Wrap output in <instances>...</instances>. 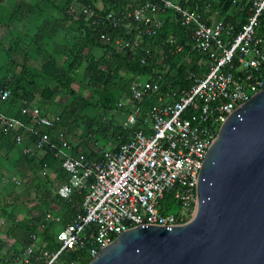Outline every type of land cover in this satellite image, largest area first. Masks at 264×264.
Returning a JSON list of instances; mask_svg holds the SVG:
<instances>
[{
    "label": "built area",
    "instance_id": "1",
    "mask_svg": "<svg viewBox=\"0 0 264 264\" xmlns=\"http://www.w3.org/2000/svg\"><path fill=\"white\" fill-rule=\"evenodd\" d=\"M68 6L69 14L78 10L79 17L93 28L107 19L126 33L134 28L139 39L125 47L143 50L140 63L148 66L150 73L133 79L126 99L131 108L122 125L124 140L103 150L99 160L72 152L66 141L58 140L53 120L39 107L22 105L18 112L25 119L0 110L3 133L11 134L16 143L33 139L36 149H46L60 160L67 181L60 183L54 194L65 201L74 193L83 194L80 211L54 232L57 248L46 249L44 243L39 253L35 244L25 248L34 259L30 264H81L83 258L90 261L113 237L131 227L186 223L195 207L198 172L219 128L231 112L264 87V0H252L244 7L247 14L240 24L226 21L203 0H141L134 11L121 17L105 16L77 0H70ZM161 10L170 11L189 36L184 45L174 39L162 44L170 45L172 53H181L189 45L202 55L196 61L198 70H187L185 82L191 84L176 89L165 83L167 73L158 70L167 65L162 46L139 45L145 37H157L159 26L149 15ZM100 37L109 39L104 33ZM167 67V72L175 71ZM10 97L8 88L0 90V103ZM152 98L154 103H150ZM127 101L120 100L118 106L123 109ZM167 193L178 209L162 214L160 202ZM52 207L54 211L47 212L44 220L58 224L61 215L55 212V205ZM32 238L34 243L39 241L36 235ZM65 255L77 258L66 259Z\"/></svg>",
    "mask_w": 264,
    "mask_h": 264
},
{
    "label": "rangeland",
    "instance_id": "2",
    "mask_svg": "<svg viewBox=\"0 0 264 264\" xmlns=\"http://www.w3.org/2000/svg\"><path fill=\"white\" fill-rule=\"evenodd\" d=\"M12 1L10 5L0 2V83L10 80L11 90V99L1 104L0 110L12 116L25 103L37 106L50 116L57 139L66 141L72 152H84L93 160L98 158L103 150L114 148L125 136L122 125L131 108L126 100L130 83L127 85L126 81L138 68L122 66L121 69L117 65L123 61L133 63V56L130 57L125 46L139 39L137 31L129 28L130 36L120 33L101 41L79 19L78 10L69 14V4L63 5L62 0L60 4H56V0H31L32 13H20ZM96 1L101 3L102 0ZM209 1L217 15L226 16L230 11L240 17L252 0ZM132 6L128 3L122 9L128 13ZM102 9L100 6L99 10ZM120 9L108 14L117 15ZM149 16L157 22L162 42L174 39L185 44L170 11L161 10ZM185 48L191 55L184 65L190 68L196 53L189 46ZM45 60L56 62L64 70L62 81L42 72ZM166 64L171 70V63ZM167 65L158 68L160 74L171 73L167 72ZM98 70L105 73L102 79L97 76ZM120 100L127 101L123 109L118 106ZM86 119L92 121V129L96 131L92 136L83 123ZM46 151L36 149L29 138L15 143L13 151H0V241L7 245L0 249V264L32 262L27 250L10 234L13 227L21 226L30 231L44 221L53 193L64 179L58 163L51 169L41 163ZM66 204L70 207L72 202ZM66 204L55 212H66ZM37 237L42 240L35 242V247H41L42 242L50 241L51 235L45 232Z\"/></svg>",
    "mask_w": 264,
    "mask_h": 264
},
{
    "label": "water",
    "instance_id": "3",
    "mask_svg": "<svg viewBox=\"0 0 264 264\" xmlns=\"http://www.w3.org/2000/svg\"><path fill=\"white\" fill-rule=\"evenodd\" d=\"M88 264H264V87L207 149L191 218L131 227Z\"/></svg>",
    "mask_w": 264,
    "mask_h": 264
},
{
    "label": "trees",
    "instance_id": "4",
    "mask_svg": "<svg viewBox=\"0 0 264 264\" xmlns=\"http://www.w3.org/2000/svg\"><path fill=\"white\" fill-rule=\"evenodd\" d=\"M42 1H53V0H42ZM85 2V4L87 5H90L91 7L97 9L92 3H90L91 1L89 0H83ZM105 1H109V2H106L104 3V6H103V9L102 10H99L103 13V11H106L109 12V11H115L114 9H122V6H124L125 4L128 5V3H131L133 6L129 8V10L131 11H134L141 3V0H105ZM103 1V2H105ZM203 2H207V3H210L211 2L209 0H203ZM51 3V2H50ZM122 5V6H121ZM212 5V4H211ZM250 6V5H249ZM24 7L26 8V11L24 9L25 12H28V13H32V7L29 6V5H24ZM248 8V7H247ZM21 10V7L19 8ZM120 9V12L117 14V15H112L113 17H121L124 12H127V11H123V9L121 10ZM98 10V9H97ZM230 11H228L227 15L226 16H223L225 18L226 21H229L231 23H241L245 17H246V14H247V10L242 12V14L240 15V17H236L234 16L233 14L229 13ZM123 13V14H122ZM222 16V15H220ZM175 18V17H174ZM79 19H82V21L84 22V25L88 26L93 32V34L95 35V38L96 39H100L101 41H104L103 39H101L100 35L102 33L106 34V35H110V36H115L116 34L119 35L120 33H123L125 34L126 36H130L131 34L130 33H126V31L123 30V28H120L119 26L117 27H114L112 25V21L110 19H107V21H105V24H101L100 26L96 27V28H93L92 26L88 25L84 18L83 17H79ZM124 22V21H123ZM176 23V22H175ZM238 24V25H239ZM178 25V24H177ZM262 25H263V30H264V18H263V21H262ZM179 27V31L178 33L180 34V38H182V34L185 33V30L183 27ZM238 27V26H237ZM184 32V33H183ZM116 35V36H117ZM151 40H153L154 42L152 43ZM149 39L148 37H145L144 38V42L142 43V47H150V48H153V46H156V45H160L162 46L163 50H164V54H165V58H164V62H170V66L172 68H175V71H173V73H169V74H166L165 76H163V79L165 81V83L168 85H170L171 87L173 86V88H177V86H187L189 84H191L190 82H185L186 81V73H187V70H190L192 72H195L196 70H198V67L196 65V61L202 56L200 53H196V61L194 60L193 62V65L189 68L187 67V65H184L185 63V59L184 57L186 56V54L189 53L190 50H188V48H185L183 52L181 53H172L170 52L168 49L170 47V45H166V44H162V40L163 38L161 36H159V33L157 35V37L153 38V39ZM183 41V40H182ZM184 43L186 44V40L184 39ZM189 46V45H187ZM127 51H129V55L130 57L133 56V63L131 64H128V63H123V62H120V64L117 65V67L121 68L122 69V66H131V67H136L138 68V72L135 71L133 72L128 81L127 82V85L128 83H132L133 79L137 76H141V77H147L149 75H147V73L149 74L150 73V69L148 66L146 65H142L140 63V58L142 57L143 55V50L139 47L137 48L135 51H130L129 49H127ZM191 55V54H190ZM24 61L26 62V59L24 58ZM123 63V64H122ZM177 64H180V67L177 68ZM119 69V70H121ZM41 70L42 72L48 76L49 78H54L58 81H62L63 78H64V70L59 67L57 65L56 62H53L51 60H45L42 65H41ZM125 71H127L125 68H124ZM105 73L102 71V70H98L97 72V76L99 79H102L104 77ZM168 76V77H167ZM165 83L163 84L162 86V89L165 90ZM9 85H10V80H6L4 83H0V90L3 89V88H9ZM11 92V90H10ZM11 99V97H10ZM9 99V100H10ZM155 102V99H151L150 100V103H154ZM2 103H0L1 105ZM46 114V113H45ZM17 117L19 118H22V119H25L24 116H22L20 114V112L17 111V114H16ZM84 125H85V128H86V131L89 135H93L96 131H94L92 129V121L90 119H86L84 120ZM125 131V134H126V130L124 129ZM120 140H124V136L120 139ZM32 143H33V139H31ZM15 141L11 138V134L9 133H1L0 134V151L5 149V150H8V151H13L15 149ZM118 143V142H117ZM86 157L92 159L91 156H89L88 154L82 152ZM100 159V156L94 160H99ZM41 163L43 164L44 167L46 168H53L56 163L59 164L60 166V171H61V174L63 175L64 179L62 182H65L67 181V174L63 171L62 167H61V162L60 160H58L56 157H54V155L52 153H50L49 151L46 152L43 156V158L41 159ZM61 182V183H62ZM55 192V191H54ZM82 197H83V194H78V193H74L69 200L65 201L61 198H59L57 195H55L53 193V196H52V200H51V204L49 205V210H53L54 211V207H52L53 205H57V207L55 208H63L64 205L66 203H68L69 201L72 202V205L69 207L68 204H66V206L68 207V209L66 210V212H63L61 211L60 213L56 212L57 214L61 215V222L58 223V224H54V223H51V222H45V220L42 222V223H37L34 227L33 230H30V231H25V229H23L21 226H16V227H13V229L11 230V234L13 233V239L15 241H17V243H19L23 248H27L29 246H31L32 244H34V239L32 238V235H38L39 233L43 234L45 232H49L51 237H50V241L47 242L46 244V249H49V250H53L55 248H57V244L54 242V232L56 231V229H59L60 227H63L65 226L70 220L71 218L76 214V212L79 210L80 211V206H81V202H82ZM59 204V205H58ZM178 206L172 201L171 199V193H167L164 195L163 199L161 200L160 202V212L162 214H165V213H172V212H176L177 211V208ZM56 209V210H57ZM44 219V218H43ZM39 224H44L45 225V228L44 229H41L39 227ZM36 228V229H35ZM114 239V237H113ZM42 239L39 238V241H41ZM43 243V242H42ZM41 243V244H42ZM4 246V244L0 241V249ZM41 250V247H38V253L39 251ZM63 258H66V259H75L77 258V256H74V255H65ZM32 261H34L33 258H31ZM90 261L85 258L82 259L81 261V264H88Z\"/></svg>",
    "mask_w": 264,
    "mask_h": 264
},
{
    "label": "crops",
    "instance_id": "5",
    "mask_svg": "<svg viewBox=\"0 0 264 264\" xmlns=\"http://www.w3.org/2000/svg\"><path fill=\"white\" fill-rule=\"evenodd\" d=\"M10 1H12V0H0V2H5V4H7V5H10L11 4V2ZM64 3H62L63 5H66V4H69L70 3V1L69 0H62ZM12 2H14L12 5H17V9H18V11L20 12V13H24L25 11H26V8L24 7V5H29L30 6V4H31V0H13ZM57 2H59V4L61 3V0H56L55 1V3L56 4H58ZM90 3H92L98 10H99V7L101 6V8H103V6H104V2H103V0L101 1V3L100 2H97L96 0H92ZM101 4V5H100ZM141 4V3H140ZM99 6V7H98ZM21 7V10L19 9ZM213 7V6H212ZM25 8V9H24ZM22 9H24V10H22ZM60 9V8H59ZM214 9V8H213ZM215 10V9H214ZM112 12V11H111ZM110 12V13H111ZM102 13V12H101ZM108 14V12L106 13V11H103V13L102 14H104L105 16H109V15H111V14ZM215 13H217L216 11H215ZM19 14V13H18ZM184 33V32H183ZM182 38L183 39H185L186 40V43H189V36H188V34L185 32L184 34H182ZM10 236H13V233L12 234H10ZM13 238V237H12ZM0 239L2 240V237H1V234H0ZM14 241V240H13ZM12 246H13V244H12ZM20 246V245H19ZM5 248H7V245H5L4 246V248L3 249H5ZM2 251V250H1ZM1 251H0V253H1Z\"/></svg>",
    "mask_w": 264,
    "mask_h": 264
}]
</instances>
